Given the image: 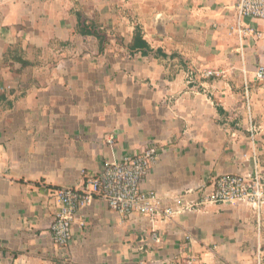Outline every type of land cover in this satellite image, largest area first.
I'll return each mask as SVG.
<instances>
[{
	"label": "crops",
	"instance_id": "crops-1",
	"mask_svg": "<svg viewBox=\"0 0 264 264\" xmlns=\"http://www.w3.org/2000/svg\"><path fill=\"white\" fill-rule=\"evenodd\" d=\"M238 3L0 0V264H177L186 246L199 264L264 256V211L258 223L243 205L151 225L95 201L78 213L67 249L51 232L59 206L50 190L81 188L84 172L99 174L151 142L160 155L142 189L167 203L199 202L213 179L257 161L264 169V37L239 41ZM79 10L100 26L102 53L77 33ZM137 26L168 58L130 52ZM243 26L264 35V21ZM15 47L33 65L6 63Z\"/></svg>",
	"mask_w": 264,
	"mask_h": 264
},
{
	"label": "built area",
	"instance_id": "built-area-1",
	"mask_svg": "<svg viewBox=\"0 0 264 264\" xmlns=\"http://www.w3.org/2000/svg\"><path fill=\"white\" fill-rule=\"evenodd\" d=\"M236 19L234 30L240 42L243 43L249 33L262 39L264 35L245 28L243 24L246 19L264 21V0H239ZM198 73H190L191 79ZM202 74L205 77L215 75L212 71H204ZM257 78L264 81L263 66L259 67ZM250 131L252 134L258 131V126L253 122ZM109 143L112 145L113 139ZM159 155L158 144L151 142L140 153L117 162H107L99 174L84 172L81 188L50 190L49 197L59 206L51 227L55 245L60 249H67L71 245L78 213L95 201L106 203L111 211L125 217H145L151 225L221 204L243 205L252 211L260 223L264 211V169L259 161L251 171L213 179L212 190L205 189L199 202L187 201L184 196H179L167 203L159 193L142 189V183L149 176ZM154 239L160 243L159 237L154 236ZM263 263V253L258 252L255 264ZM177 264H199V259L186 246L177 259Z\"/></svg>",
	"mask_w": 264,
	"mask_h": 264
},
{
	"label": "trees",
	"instance_id": "trees-1",
	"mask_svg": "<svg viewBox=\"0 0 264 264\" xmlns=\"http://www.w3.org/2000/svg\"><path fill=\"white\" fill-rule=\"evenodd\" d=\"M78 18L77 33L83 37L95 38L100 44V53L103 52L104 44L107 42L106 38L99 31V25L96 21H91L87 19L83 13L79 10L76 12ZM129 50L132 54L141 53L142 56L148 57L149 55H154L155 57H162L164 59L168 58L163 51H154L149 43L144 39L142 28L137 26L134 32V37ZM171 59L178 58V55H171ZM5 62L20 63L23 68L33 65L31 62L24 58V53L19 47L11 48L6 56ZM4 100V98L2 99Z\"/></svg>",
	"mask_w": 264,
	"mask_h": 264
},
{
	"label": "rangeland",
	"instance_id": "rangeland-1",
	"mask_svg": "<svg viewBox=\"0 0 264 264\" xmlns=\"http://www.w3.org/2000/svg\"><path fill=\"white\" fill-rule=\"evenodd\" d=\"M260 133V127H258V131H257V133L256 134H259Z\"/></svg>",
	"mask_w": 264,
	"mask_h": 264
}]
</instances>
